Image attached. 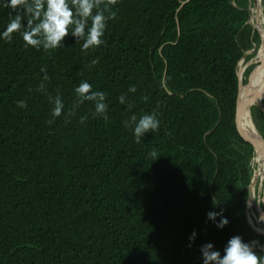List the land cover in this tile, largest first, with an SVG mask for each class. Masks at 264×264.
<instances>
[{
    "label": "trees",
    "instance_id": "trees-1",
    "mask_svg": "<svg viewBox=\"0 0 264 264\" xmlns=\"http://www.w3.org/2000/svg\"><path fill=\"white\" fill-rule=\"evenodd\" d=\"M251 4L118 0L87 53L71 37L51 53L0 40V264H201L202 244L223 253L236 235L264 241L247 219L256 153L238 105L239 63L262 44ZM81 81L106 93L108 120L86 102L49 124L48 96L71 111ZM251 111L264 138V111ZM151 112L160 127L136 143L123 122ZM214 199L223 229L207 219Z\"/></svg>",
    "mask_w": 264,
    "mask_h": 264
},
{
    "label": "clouds",
    "instance_id": "clouds-1",
    "mask_svg": "<svg viewBox=\"0 0 264 264\" xmlns=\"http://www.w3.org/2000/svg\"><path fill=\"white\" fill-rule=\"evenodd\" d=\"M118 0H0V9L8 10V23L0 31V40L11 43L15 36H19L24 42V47L34 48L37 51L51 53L65 48L66 38L71 37L80 50L87 53L95 50L104 43L105 32L109 21L116 20L115 6ZM98 61L92 60L95 65ZM44 73L38 91L45 90L44 81L49 79L46 68L40 69ZM128 92L135 93L136 87L130 86ZM75 100L73 109L65 111V103L59 94L48 96L51 105V124L63 114L65 121L72 115L75 108L89 102L94 108V115L108 120V104L106 93L94 90L87 81H81L74 88ZM147 100V97H144ZM123 105L127 103L126 94L118 97ZM264 100L254 101L259 103ZM17 107L26 108L24 100L17 101ZM87 117H81L83 124ZM126 128H131L135 142L140 143L146 134L155 133L160 127V120L155 112L145 113L139 118L133 114L124 121ZM156 150L149 153L151 157H157ZM246 206L251 205L246 201ZM212 211L207 213V219L216 228L223 229L229 224L224 215V207L213 201ZM260 222V221H258ZM257 235L264 237V229L257 228ZM198 233L193 231L188 237L187 247L191 248L197 239ZM201 264H264V241L253 239L245 241L241 236L231 237L223 249V253L216 250L213 243H205L200 246Z\"/></svg>",
    "mask_w": 264,
    "mask_h": 264
},
{
    "label": "water",
    "instance_id": "water-1",
    "mask_svg": "<svg viewBox=\"0 0 264 264\" xmlns=\"http://www.w3.org/2000/svg\"><path fill=\"white\" fill-rule=\"evenodd\" d=\"M250 12V9H248ZM250 23V21L248 22ZM251 24V23H250ZM252 25V24H251ZM260 36L261 33L259 32ZM262 40V44L264 43L263 38L261 37ZM258 51V48L255 46L253 48V50L247 52L245 54V57L243 58V60L246 59V57L248 55L254 54ZM258 57V53L255 57V59H253V62H248V65H253V64H258L256 66V68L251 72V74L249 75V77L247 78L248 83L245 85L244 84V69H239L238 68V75H239V100H238V105H239V112L241 114V116L243 117L247 112L251 115V122L254 125V130L253 132L246 130V134L249 136V139L251 141V143L253 144L254 148H255V153H256V170L254 173V176L252 177L251 180V184L247 187H245L244 189H247L249 192V201L248 203L251 205V207H248L247 210V219H248V223L250 225V227L257 233V231L255 229L257 228H261L260 226H257L254 222V224L252 223L251 219H250V209L252 208V206H254V204L258 201L257 197H256V185L258 183V179L259 176L261 177L262 182L264 183V138L262 137L261 133L259 132V130L257 129L255 122L253 120L252 117V112H251V107L253 105H258V107L264 111V108L261 106V102L260 103H254V101H258L261 97H264V85L257 89L254 85L253 82L254 79L256 78V76L264 70V59L257 61L256 58ZM249 67V66H248ZM259 175V176H258ZM264 185V184H262ZM263 204V205H262ZM257 209L259 211V213L261 214L263 221H264V190L262 195L259 198V203L256 204ZM263 229V228H261Z\"/></svg>",
    "mask_w": 264,
    "mask_h": 264
},
{
    "label": "bare ground",
    "instance_id": "bare-ground-1",
    "mask_svg": "<svg viewBox=\"0 0 264 264\" xmlns=\"http://www.w3.org/2000/svg\"><path fill=\"white\" fill-rule=\"evenodd\" d=\"M263 0H252V4L255 6V7H259L261 10H262V13L260 14H257V16L261 19L262 23H263V31L261 30L259 24H258V21L257 22H254L253 18H254V15H253V7H252V4L250 2V23L252 24L253 28L255 30H258L260 33H261V37L263 38L264 40V7H263V4H262ZM258 56L263 54L264 53V43L263 45L259 48L258 50ZM260 57V56H259ZM257 59V58H256ZM246 60V59H245ZM242 59V61L239 63V67H240V64L242 63V68L244 67L243 66V62L245 61ZM244 69V68H243ZM245 71V70H244ZM253 82V85L258 89L259 87L261 88L263 85H264V70L261 71L257 76L256 78L254 79ZM260 100V99H259ZM261 106L264 108V100H261ZM259 102V103H260ZM252 112V111H251ZM243 119H244V122H245V125L246 127L248 128L249 131L253 132L254 130V125L252 124L251 122V115L247 112L244 116H243ZM259 176V175H258Z\"/></svg>",
    "mask_w": 264,
    "mask_h": 264
},
{
    "label": "rangeland",
    "instance_id": "rangeland-1",
    "mask_svg": "<svg viewBox=\"0 0 264 264\" xmlns=\"http://www.w3.org/2000/svg\"><path fill=\"white\" fill-rule=\"evenodd\" d=\"M250 2L252 3V0H250ZM262 4H263V7H264V0H263V2H262ZM250 6V5H249ZM255 11L256 12H259V13H262V10L259 8V7H255ZM258 52V51H257ZM252 56H254V59H255V57H256V55L257 54H251ZM249 56V55H248ZM260 56V57H259ZM258 57H257V61H260V60H263L264 59V53L263 54H261V55H259ZM253 60V59H252ZM251 60V62H253ZM250 62V61H249ZM244 64H243V68H245L244 70L246 71V69L248 68V66L250 67V65H248L247 63V61L245 60L244 62H243ZM256 65H258V64H256ZM245 71H244V73H243V76H244V79H245ZM260 88V87H259ZM258 88V89H259ZM256 161H257V158H256V156H255V158H254V164H255V170H256ZM255 170H254V173H255ZM253 176H254V174H253ZM262 180L263 179H261V177L259 176V179H258V183H257V185H256V197H257V202L254 204V206H252V208L250 209V219H251V221H252V223L254 222L257 226H260L261 228H263L264 229V221H263V218H262V216H261V214L259 213V211H258V209H257V206H256V204L257 203H259V198H260V196L262 195V193H263V190H264V185H262V184H264L263 182H262ZM263 205V204H262ZM258 221H260V222H258ZM253 223V224H254Z\"/></svg>",
    "mask_w": 264,
    "mask_h": 264
}]
</instances>
